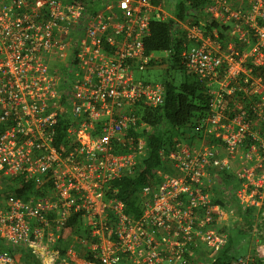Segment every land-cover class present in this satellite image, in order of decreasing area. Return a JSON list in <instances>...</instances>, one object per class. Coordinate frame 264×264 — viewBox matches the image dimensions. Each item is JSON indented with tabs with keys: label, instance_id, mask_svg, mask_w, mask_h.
<instances>
[{
	"label": "built area",
	"instance_id": "built-area-1",
	"mask_svg": "<svg viewBox=\"0 0 264 264\" xmlns=\"http://www.w3.org/2000/svg\"><path fill=\"white\" fill-rule=\"evenodd\" d=\"M239 2L206 0L210 31L154 0H0V264H213L232 241L230 264H264V0ZM167 20L209 111L160 151L135 219L112 185L147 158L166 90L135 72Z\"/></svg>",
	"mask_w": 264,
	"mask_h": 264
},
{
	"label": "trees",
	"instance_id": "trees-1",
	"mask_svg": "<svg viewBox=\"0 0 264 264\" xmlns=\"http://www.w3.org/2000/svg\"><path fill=\"white\" fill-rule=\"evenodd\" d=\"M154 2L157 3L156 0ZM205 3L206 0H178L174 10L175 16L179 20L191 18L193 24L202 27L204 25L210 31L214 28L220 30L218 22L212 20L202 9ZM174 24L173 20L152 21L150 35L144 42L148 53L163 54L165 51L174 50L170 57L161 58L158 63H151L153 67L165 66L160 82L165 86L166 99L162 106L147 108L144 111L143 121L151 127L148 132L147 158L139 174L123 176L112 185L116 189V196L124 202L127 214L135 219L141 215L138 204L140 189L148 183L149 174L164 167L160 151L170 149L175 139H183L191 132L193 123L205 117L209 111L208 95L204 85L194 74L188 73L180 63V45L173 37ZM222 176L225 184L230 185L231 180L228 175L224 173ZM19 193L24 194V191L20 190ZM217 195L219 197L220 193ZM218 202L227 206V203L221 199ZM249 216L250 214L246 212H240L243 225H251V216ZM71 224L76 223L72 221ZM244 231L241 230V234H246L248 229ZM234 242L232 241L230 246L219 253L213 264H230L232 255L229 251ZM0 250L7 248L1 244Z\"/></svg>",
	"mask_w": 264,
	"mask_h": 264
},
{
	"label": "rangeland",
	"instance_id": "rangeland-1",
	"mask_svg": "<svg viewBox=\"0 0 264 264\" xmlns=\"http://www.w3.org/2000/svg\"><path fill=\"white\" fill-rule=\"evenodd\" d=\"M166 1H168V0H166ZM167 3H170V2H167ZM156 56L161 59L162 57H164V54L157 53ZM164 69H165V66L162 67V66H158L157 65L155 67H151V68H148V69H144V70H141V71H136L135 72V77H136V79L142 80V81L160 82L161 77H162L163 72H164ZM177 78H178V75H177ZM0 187H1L0 192H2V191L4 193H9L10 192V190L5 185H1ZM246 234H248V233H246ZM238 243H239L240 247L237 249L236 252H237V255H239V256L247 254L252 249H253L252 250L253 252L257 251L256 245H254V243L251 240H247L244 237H239L238 238Z\"/></svg>",
	"mask_w": 264,
	"mask_h": 264
},
{
	"label": "crops",
	"instance_id": "crops-1",
	"mask_svg": "<svg viewBox=\"0 0 264 264\" xmlns=\"http://www.w3.org/2000/svg\"><path fill=\"white\" fill-rule=\"evenodd\" d=\"M157 1V4L158 3H161V4H163V6L165 7V9H167L169 12H173L174 13V10H175V5L178 3V0H168V1H166V0H156ZM167 2H170V3H167ZM230 2L233 4V5H235V6H238L239 4H240V2H239V0H230ZM168 4V5H167ZM169 7V8H168ZM201 12H203V10L201 11ZM225 183V182H224ZM7 188L9 189V190H11V187L10 186H7ZM3 192V191H2ZM240 219H241V217H240ZM239 219V220H240ZM242 221V220H241ZM243 231V230H242ZM27 256H29V255H27ZM30 257V256H29ZM33 259V258H32ZM30 262H34V260L33 261H30Z\"/></svg>",
	"mask_w": 264,
	"mask_h": 264
}]
</instances>
